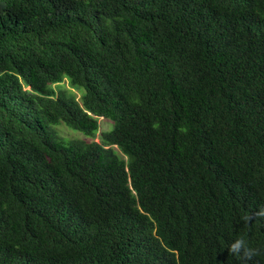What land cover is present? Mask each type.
Instances as JSON below:
<instances>
[{"label": "trees", "instance_id": "16d2710c", "mask_svg": "<svg viewBox=\"0 0 264 264\" xmlns=\"http://www.w3.org/2000/svg\"><path fill=\"white\" fill-rule=\"evenodd\" d=\"M0 264H264V0H0Z\"/></svg>", "mask_w": 264, "mask_h": 264}, {"label": "rangeland", "instance_id": "374dc122", "mask_svg": "<svg viewBox=\"0 0 264 264\" xmlns=\"http://www.w3.org/2000/svg\"><path fill=\"white\" fill-rule=\"evenodd\" d=\"M56 88V86H55ZM62 88L64 90H69L71 92H73L75 95H77V97L79 98L80 97V93L78 92V90L76 89H72L68 82L65 81V83L63 84ZM99 123H100V131L98 133V137L96 139V141H100L101 139V136H102V133L103 132H106V131H109L112 129V125L113 123L109 120H105L103 118H100L99 119ZM59 134L63 137V138H66L67 140H73V139H82V140H87V141H92L89 137L85 136L83 133L79 132V131H75L63 124H61L60 126H58L57 128Z\"/></svg>", "mask_w": 264, "mask_h": 264}]
</instances>
